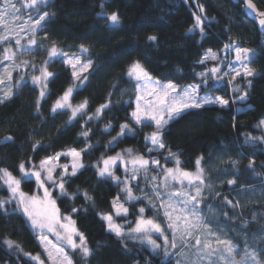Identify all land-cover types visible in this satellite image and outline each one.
I'll return each mask as SVG.
<instances>
[{
    "label": "trees",
    "instance_id": "16d2710c",
    "mask_svg": "<svg viewBox=\"0 0 264 264\" xmlns=\"http://www.w3.org/2000/svg\"><path fill=\"white\" fill-rule=\"evenodd\" d=\"M254 1L264 10V0ZM39 7L50 15L38 30L43 37L32 53L36 60L42 61L47 46L55 44L64 54L91 60L92 68L84 84L74 87L70 69L61 59H53L48 64L53 75L46 82L43 97L35 82L25 81L11 98L0 103V169H7L19 179L21 163L29 168L61 151L86 149L81 152L84 167L75 176L64 177L68 195L54 191L56 206L75 221L92 250V255L85 258L79 250L65 246L73 264H173L139 242L121 240L108 231L101 215L113 214L112 201L118 195L121 201L126 200L121 184L100 177L97 165L102 157L127 153L126 149L135 156L155 157L162 165H170L178 157L187 171L194 169L198 157H203L205 166L219 155H229V161L212 170L213 174L216 170L229 172L230 180H235L233 185L225 181L221 192L213 196L219 205L225 196H231V190L263 184L264 132L259 125L264 117V34L246 17L241 0H48ZM113 12L119 16L116 25L107 19ZM197 16L202 21L203 34L195 27ZM150 36L157 39L149 40ZM227 44L257 50L250 62L257 75L242 85L247 100L231 102L226 107L206 105L185 111L165 127L162 142L167 147L145 153L152 146L145 137L153 128L138 127L132 122L136 80L128 76L129 66L139 61L152 78L184 87L200 82L197 75L208 68V63L199 61L208 50L220 54ZM81 45L88 51H82ZM70 87L72 104L87 101L85 112L71 122L68 109L52 112L56 101ZM212 93L228 95L216 88ZM104 104L108 107L97 118L96 110ZM238 105L248 107L239 111ZM124 123L130 124L133 132L126 131L110 145ZM107 125L111 127L105 131ZM82 132H88V136ZM169 151L177 157L169 156ZM22 187L33 192L35 181L24 180ZM84 193L91 199H86ZM10 198L0 180V200ZM125 203L132 219L140 207H145V216L154 212L142 199ZM222 208L227 209L225 205ZM254 211L257 218L253 217ZM238 212L234 225L248 223L240 234L231 230L230 235L242 245V234L252 235L264 227V201L249 203ZM5 241H13V247L9 248ZM37 242L30 221L16 202L5 204L0 210V264H35L31 255L42 253Z\"/></svg>",
    "mask_w": 264,
    "mask_h": 264
},
{
    "label": "snow or ice",
    "instance_id": "6c2138e0",
    "mask_svg": "<svg viewBox=\"0 0 264 264\" xmlns=\"http://www.w3.org/2000/svg\"><path fill=\"white\" fill-rule=\"evenodd\" d=\"M23 8L38 10L39 6L42 4H46V0H20ZM246 3L250 9H255V4H253L252 0H246ZM21 9L16 7V4L13 0H3V3L0 4V21L4 20L6 16L16 17L18 18V13ZM49 15V13L44 12L38 15V18L34 20L35 26H40L41 21H44L45 18ZM261 17H264V12L259 13ZM31 19V16L29 17ZM112 25H116L119 23V16L117 13L113 12L111 15L107 17ZM202 21L199 16L196 17V25L195 27L200 28L201 34H203L204 29L201 27ZM260 24L264 26V19L260 20ZM23 30V28L21 29ZM33 34H35L36 27L31 29ZM191 31V29H190ZM8 39L7 36L0 37V41ZM149 40L155 41L157 39L156 36L148 37ZM29 45H35L36 40L34 38L29 40ZM16 44L20 45V40H16ZM230 45H225V48H230ZM81 49L84 52H87L88 49L81 45ZM28 49H25L27 51ZM8 50L6 49V52ZM236 59L242 61L251 60V56L249 54L248 49L235 48ZM15 53H12L11 56H14ZM49 60L45 62V66L41 67L39 71L41 72L40 76H33L32 79L34 82L44 83L48 80L49 77L53 75V73L47 70V64L51 62L53 58L61 57L64 58L65 54L62 50L58 49L53 45L51 49L48 50ZM10 55H5L4 59H11ZM206 59H217L216 55L211 52V49L208 50V55H206L200 63H203ZM2 62V61H0ZM64 63L70 65L72 67V75L76 80H80L81 83L87 80L88 77L83 75V73L89 72L92 68V61L89 60L86 63H82L80 57H71L64 58ZM230 67V72L225 73V76L230 75L231 73H235V76H239L241 74L240 70L235 67ZM244 76H253L255 73L247 67L246 64L243 65ZM219 69L213 68L211 70L212 74L215 75ZM127 74L130 78L135 79L137 81V91L139 92L142 85L140 82L145 81L148 84H156V88L159 91H156V88H153L149 95L153 96V99L145 100L143 94L137 96L136 100V109L131 112L130 116L132 121H134L135 125H144L149 126L154 123L155 130L152 131L148 136L145 137L146 142H150L153 147L148 148V153L150 154L153 151L158 149H165L167 146L162 142V133L169 123V121L175 120L178 118L183 112L188 109L196 108L199 109L205 104H216L219 103L221 106L227 105L228 101L222 99L221 97H210L203 96L200 97L198 95V90L201 85H189L184 88L181 92H176V86L172 83L168 84H159V82H154L151 80V77L148 71L140 64L139 61L134 62L128 68ZM202 83L207 84L208 75L206 73L199 74ZM9 78H11V73H8ZM233 76V79H235ZM231 83V81H229ZM4 80L0 77V84H3ZM46 86V85H45ZM239 90V89H236ZM73 89L70 87L64 93V95L58 99L55 105L52 108V112L55 113L58 109L70 108L69 98L72 94ZM172 93H176L172 95ZM44 91L41 90V97L44 96ZM12 95L11 88L8 89L7 92L4 93V99L9 98ZM244 97H241L243 99ZM0 103H3V99H0ZM87 106V101L81 103L77 108L72 109L71 116L69 118V122L72 119H75L78 112H82ZM108 105H101L100 108L96 110L97 118L99 113L107 108ZM167 117V118H165ZM92 117H89L91 119ZM264 124V121H261ZM111 125H107L105 127V131H108ZM133 132V128L130 124L124 123L120 125V132L117 137H113L109 144L115 143L118 138L126 133ZM81 135L87 137L88 132H82ZM6 140L11 139V137H6ZM39 142H37L38 144ZM87 147H91L88 145ZM35 148V145H34ZM86 149H82L81 151H76L75 149H71L67 152L57 153L55 157H49L45 160H42L38 166L32 165L31 168H26L24 163L19 165V171L22 174L20 179H17L11 172L7 169H0V180H3L4 184L7 185L8 190L10 191L11 198L9 200H0V210H4L5 204L11 203L12 200L17 201V207L22 208L23 214L31 221V225L34 229H47L50 232L55 233L60 239L67 242V244L73 250H79L83 257L87 258L92 255V250L86 244V238L82 233H80L75 227V221L71 220L69 216L61 217L59 215V209L56 207V201L52 199L51 192L49 191V187L58 188L60 194L62 196H67L68 193L65 190L64 176L70 175L75 176L77 171L80 168H83V163L80 162L81 152ZM129 160H125V157L121 153H117L116 156H109L106 159L102 160L103 167H98V175L100 177H110L115 180L118 184L124 183V188L121 189L123 193L126 195V201L140 200V197L134 195L132 186L129 184L128 179L121 181L119 177H117L113 171L114 166L117 165L118 162L124 165V170L127 173L129 170L127 168V164L131 163L132 165V173L131 180H136V173L143 171L147 173L150 165H155L157 167L160 166L159 160L156 159H145L143 155L132 156V150L126 149ZM70 156L73 160L71 165V172L69 173L67 164L60 165L63 168V173L59 175V179H55L53 177V172L55 168L58 166L52 163L53 160H59V157ZM169 156L177 157L176 153H171L169 151ZM203 157H198L195 161L196 164V172H188L181 170L179 168H162L164 173V183L165 187L168 186L167 181L171 179L181 185V187L185 186V181L187 182V187L190 189H194V191H176L167 194V196L162 195L159 190L158 185H153V194L156 200H159L160 203L157 205L149 198V204L151 208H160L163 209L164 218L167 220L166 228L161 226V223L157 222L153 218H145V208H139V218L135 222V227L130 228L127 233H125L123 227L117 223H115L113 219V215L111 213L102 214L101 219L107 222V229L109 232H112L116 235V237L123 240L126 236H130L133 239H140L141 243H148L152 245L153 249L159 248L160 245L156 243V240L151 238V233H157L160 237H163L164 245H169V238L165 235V231L168 229L172 230L173 237L175 233L179 231L181 233V237H192L193 233L200 228L207 229L206 236L212 237L216 234L208 227L207 222L201 216V210L199 209V204L201 203L202 198V187L204 186V177H203V168L200 166ZM177 165H179V159H176ZM251 166V165H250ZM43 173V175H42ZM35 178L37 185L39 188L43 189V198L37 197L35 195L29 196L23 191L20 190L21 180H31V178ZM145 179H149L147 175H145ZM155 181L157 177L153 176L150 178ZM235 180H229L228 184H234ZM48 185V186H46ZM86 199H91L87 193H84ZM226 203L232 205V201H229L225 198ZM125 202H121L119 195L115 197L112 201V209L115 212V215L126 216L128 214V209L124 206ZM73 212L77 210L72 209ZM174 213H178L174 217ZM7 214V213H5ZM191 218V219H189ZM61 219L66 221V223H61ZM183 225V226H181ZM63 230V235L57 229ZM74 237H78V242ZM8 247H13V241H5ZM46 243V238H41V244ZM213 244L222 245L223 251L221 252L218 248H213ZM17 247H19L17 245ZM171 247L175 248L176 244L173 240L171 243ZM194 247L197 250V258L198 260H203L205 258L208 259L209 264H216V261L213 260V257L217 256L219 252L218 259L223 261L224 264H236L235 261L231 259L233 254L236 252V245H234L229 240L220 239L218 236L215 240L205 239L201 241L197 236L195 239ZM45 252L47 254L48 260L52 261V264H72L70 258L63 253L61 248H54L53 250H49L47 247L45 248ZM224 253H227L225 255ZM31 255V254H28ZM167 255V252H165ZM246 256L250 257V260L241 261L240 264H260V260L257 259L258 253H245ZM33 260L39 262V264H44V261L40 259L39 256H33Z\"/></svg>",
    "mask_w": 264,
    "mask_h": 264
},
{
    "label": "rangeland",
    "instance_id": "374dc122",
    "mask_svg": "<svg viewBox=\"0 0 264 264\" xmlns=\"http://www.w3.org/2000/svg\"><path fill=\"white\" fill-rule=\"evenodd\" d=\"M47 1L48 0H46V2ZM13 2L16 4L17 8L21 9V11L17 14L18 18L6 16L4 18V20L0 21V37H3V36L8 37V39L0 41V61H2V62H0V77H2L4 80V83L0 84V99H3V101L11 98L12 95H14L16 93L18 88L21 87V84H23L25 81H33V79H32L33 76H40L41 72L39 71V69L41 67L45 66V62L49 60L48 51H47L46 57L44 59H42V61H40V62H38L36 60L35 55H32V53L36 49V47L38 45V41L40 40V38L43 37L41 35H38L39 34L38 30L40 29L42 23L46 19L49 18L50 14L45 18L44 21H41L40 26H35L34 20L36 18H38V15H40L44 12H47V11L41 10L40 7L38 8V10H35V11L32 9L23 8L20 0H13ZM2 3L3 2H1L0 4H2ZM30 16H31V19L29 18ZM33 27H36L35 34H33V32L31 31V29ZM22 28H23V30H21ZM32 38H34L36 40L35 45H29V43H28L29 40ZM17 39L20 40V45L16 44ZM53 45H55V44L48 45L47 50L51 49V47H53ZM227 45H230L231 47L225 48L223 50V52L220 54H218L216 52H214V53L212 52L213 54L216 55L217 59H215V60H212V59L204 60V62L208 63L207 64L208 68L199 72V74L200 73H206L208 75L207 84L206 85L203 84L202 79L200 80L199 83L189 84V85H201L199 90H198V95L200 97H203V96H210L213 98L221 97L222 99L227 100L228 104L224 105L223 107L228 106L231 102L244 103L247 100V95H246V91L242 88V85L244 83L248 82L247 79L255 77L257 75V71L251 67V63H250L252 61V59L255 57L257 50L242 47L239 44H227ZM55 47H57V46L55 45ZM237 47L241 48V49H248L249 54L251 56V60L249 61V60L243 59V55H242V61L237 60L236 59V53H235V48H237ZM6 49L8 50L7 52H6ZM25 49H28V50L25 51ZM12 53H15V55L11 56ZM6 54L10 55L11 59H4V56ZM206 55H208V53L205 54L203 56V58ZM71 57H80V60L82 63H86L87 61H89V60H85L81 55H73V54H66L65 53L64 58H71ZM57 58L61 59V61L64 63V58H61L59 56L56 58H53V59H57ZM48 64H47V70H48ZM64 64H65V66H67L70 69V72L72 73V71H73L72 67L66 63H64ZM244 64H246L247 67L255 73L253 76H248V77L244 76V70H243ZM229 66L239 69L241 74L239 76H235V73H231L230 75L225 76V73L230 72ZM213 68L219 69V71L215 75H213L211 72V70ZM8 73H11V78H9ZM87 73H83V75H86ZM199 74L197 76L200 77ZM233 76H235V79H233ZM72 78H73L74 87H77V86L81 87L84 84V81H83V83H81V81L76 80L73 77V75H72ZM218 79L220 80V82H217ZM151 80L154 82H159V84H161V85L172 83L176 86V92L177 93L181 92L184 88L189 86V85H187L184 87H180L179 85H177L174 82L162 81L160 79H156V78H152V77H151ZM229 81H231V83ZM46 82H44V83L35 82V84H37L39 86L40 90L44 91ZM140 83L144 86L141 87L140 91L138 92L137 87H136V85H137V81H136V85H135L136 98L134 99V109L131 112H133L136 109V100H137L138 95L143 94L145 97V100L154 98L153 96L149 95L148 93H150L153 88H156V84H154V83L148 84L145 81H141ZM9 88H11L12 95L9 98L4 99V93L7 92ZM215 88L218 90H222L223 92L226 93V95L228 94L227 95L228 97L221 95V94L218 95V94L212 93V89H215ZM236 89H239V90H236ZM156 91L158 92L159 89L156 88ZM175 94L176 93H172V95H175ZM241 97H244V98L241 99ZM69 104L71 105V107L65 108V109H68L70 111L69 114H71L72 109L77 108L81 103L72 104L71 103V96H70ZM206 105L221 106V104H219V103L205 104L204 106L206 107ZM247 107L248 106H246V108ZM246 108H243V106L238 105L237 109L239 111H241V110H244ZM85 110H86V108L82 112H78L77 116L84 113ZM165 118H167V117H165ZM261 121H264V117L260 120V125H259L260 128L262 129V131L264 132V124H262ZM132 122L134 123V121H132ZM170 122L171 121H169V123ZM137 126L142 127L143 125H137ZM149 126H151L153 128V131L155 130L154 123L150 124ZM250 142L253 143L252 139L250 140ZM152 147H153V145L150 146L149 148H152ZM69 150H71V149L61 151L59 153L67 152ZM147 150L145 153L149 154ZM158 150L160 151L163 149H158ZM158 150H156V151H158ZM76 151H78V150H76ZM118 153H121L125 157V160L130 159V157L128 156L127 153H123V152H118ZM116 155H117V153H116ZM116 155H110V156H116ZM55 156H53V157H55ZM132 156H135V155H132ZM108 157L109 156H106L104 158L102 157L101 161L99 162V164L97 166L103 167L102 160L106 159ZM144 158L149 159V160H151V159L158 160L155 157L150 159V158L144 156ZM230 158H231V156L229 157V155H219V156L215 157V159H213V161H211L207 165L203 166L202 162L200 165L204 170L203 171L204 186L202 187V198H201V203L199 204V209L201 210L202 218L207 222L208 227L216 234L215 236L207 237L206 236L207 229L202 227V228L198 229L197 231H195L193 233L192 237L182 238L181 233L179 231H177L175 233V236L173 237L172 230L168 229L165 231V235L168 236L169 242H170L168 246L164 245L163 237H160L159 234H157V233H151V238L153 240H156V243L160 245V247L156 248V249H153L152 245H150L148 243H141L140 239H133L130 236H126L124 238V240L137 241L140 244L144 245L147 249H150L151 253L156 254V255L162 254L163 257H161V258H163V261H172L173 264H209V261L207 258H205L203 260H198L197 250L194 247L195 239L198 236L201 241H204L206 238L215 240L216 237L218 236L220 239L229 240L234 245L237 246L236 252L231 257V259L233 261H235L236 264H240L241 261L250 260V257L245 255L246 252L247 253H253V252L258 253L257 259L260 260V264H264V227L258 229V231H255V233L252 235H249L248 233L242 234V237H241L242 238V245L238 244L237 242H234L231 239V235H230L231 230H234L235 231L234 233L240 234L242 232V230H241L242 227L246 226V224L248 223L246 221H243V222L240 221L237 225H234L233 222L240 215V212H238L240 210V208L246 207L249 203H256L257 204V203H262L264 201V183L258 184L256 186H251V187L243 186L242 189L240 188V189L233 190V191L231 190V192H230L231 196H225L223 199L224 203L222 205L223 206L225 205L227 208L225 211L222 208L223 207L222 205H219L213 201V198H214L213 196L214 195L216 196L221 192L222 184L225 181H229L231 177L229 175V172L224 173V172H220V171L216 170L215 173L213 174L212 172H214V171H212V170L217 168L218 166L220 167V165L223 164V162L225 160L229 161ZM239 158L241 159V158H243V156L242 157L240 156ZM250 159L252 162L254 161V158H250ZM80 162L82 163V156L80 158ZM52 163L58 165L55 168V171L53 172V177L55 179H59V175L61 173H63V171H64L63 168L60 167V165L67 164L69 166L68 171L70 173L73 160L70 156L61 155L59 157V160H53ZM39 164L36 165L37 169H38ZM32 165H30L29 168H31ZM160 166L161 167H157L155 165H150L147 173H144L143 171L136 173V176H137L136 180L130 179L131 176L133 175V173L131 171V169H132L131 163L127 164V168L129 170L127 173L124 170V165L120 162H118L117 165L114 166L113 171H114L115 175L120 178L121 181L128 179L129 184L132 186V190H133L134 195L137 197H140L147 204V206H150L149 198L153 202H155L157 205H159V203H160L159 200H156V198L153 194V191H152L154 184L159 186V190L161 191L162 195H164V196H167V194L172 193V192H176V191H184V192L194 191V189H190L187 187L186 181H185V186L181 187V185L179 183L169 179L167 181L168 186L165 187L164 173L162 171V168H172V169L179 168L181 170L187 171V169L182 166L181 162L179 163V165H177L176 158H173V162L170 165L160 164ZM26 168H28V167H26ZM188 172L195 173L196 172V165H195L194 169L188 170ZM42 175H43V173H42ZM145 175H147L149 177V179L146 180ZM21 176H22V174H21ZM66 176H68V175H65L64 177H66ZM153 176L157 177V179L155 181L150 179ZM20 178L21 177H19V179ZM106 178H110V177H106ZM31 179H33L35 181V188L33 189L34 191L30 192V191H28L22 187V182L24 180H21L20 190L29 196L35 195L37 197L43 198V189L38 187L37 182H36L34 177ZM120 184H121L120 186H122V188H124V186H125L124 183H120ZM231 185H233V184H231ZM5 186L7 187L6 184H5ZM46 186H48V185H46ZM56 189H58V188L49 187V191L51 192L52 199H56V195L54 192ZM124 198L126 200L125 193H124ZM225 198L229 201H232V205L227 204ZM136 201L137 200H133V201H129V202L134 203ZM14 202H16V204H17L16 200H14ZM121 202H123V201H121ZM124 206L128 209V214L126 216H124V215L117 216V215H115V212H113L112 215H113V219H114L115 223L121 225L123 227L125 233H127L130 228L135 227V222L139 218L140 214L138 211L137 216L132 219L131 217H129L130 216L129 207L127 206L126 203H124ZM19 209L22 212V208H19ZM153 211L154 212L152 213V215H149V216H145V213H144L143 214L144 217L145 218H153L157 222L161 223L162 227L166 228L167 220L164 218L163 209L153 208ZM145 212H146V209H145ZM177 214L178 213H174L173 214L174 217ZM59 215L61 217L67 216V215H63L60 212V210H59ZM158 216L161 217L162 221L159 220ZM253 217L254 218L258 217V213L256 211L253 212ZM189 219H191V218H189ZM30 223H31V221H30ZM61 223H66V221L61 219ZM106 224H107V222H106ZM240 224H242V225H240ZM181 226H183V225H181ZM74 227L76 228L75 225H74ZM32 229H33L34 233L37 235V239H38L37 243H39V245L42 249V253H35L34 255H31V258L33 256H39L40 259L44 261V264H52V261L48 260V258H47L45 248L47 247L49 250H53L54 248H61L63 250V253L66 254L70 258V260L72 261L70 255L67 252H65L66 251L65 246L70 247L66 241L60 239L55 233L50 232L47 229L40 230V229H34L33 227H32ZM57 231H59L61 233V235H63L62 229L58 228ZM41 238H46L45 244H41ZM74 239H76L78 242V237H74ZM173 240L176 244L175 248L171 247V243L173 242ZM212 246H213V248L220 249L221 252L223 251L222 245L213 244ZM165 252H167V255H165ZM219 254L220 253L218 252L217 256L213 257L212 259L216 261V264H224L223 261H220L218 259ZM224 254L227 255V253H224ZM33 261L35 262V264H39L38 261H36V260H33ZM72 264H73V261H72Z\"/></svg>",
    "mask_w": 264,
    "mask_h": 264
},
{
    "label": "water",
    "instance_id": "95a60500",
    "mask_svg": "<svg viewBox=\"0 0 264 264\" xmlns=\"http://www.w3.org/2000/svg\"><path fill=\"white\" fill-rule=\"evenodd\" d=\"M241 1L244 4V12L246 17L252 22H254L257 25L258 29L264 34V26L260 24V20L264 19V17H261L259 15V13L264 12V10L260 9L254 0H252V2L253 4H255V9H250L246 3V0ZM217 82H220V80L218 79Z\"/></svg>",
    "mask_w": 264,
    "mask_h": 264
}]
</instances>
